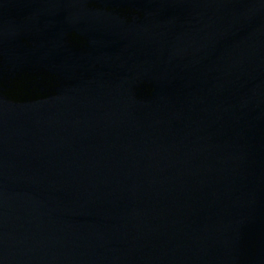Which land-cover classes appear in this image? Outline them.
I'll use <instances>...</instances> for the list:
<instances>
[{
    "label": "water",
    "instance_id": "1",
    "mask_svg": "<svg viewBox=\"0 0 264 264\" xmlns=\"http://www.w3.org/2000/svg\"><path fill=\"white\" fill-rule=\"evenodd\" d=\"M0 264H264V0H0Z\"/></svg>",
    "mask_w": 264,
    "mask_h": 264
}]
</instances>
